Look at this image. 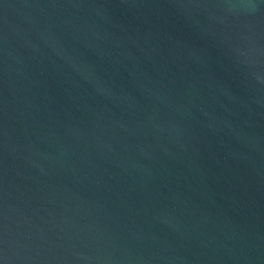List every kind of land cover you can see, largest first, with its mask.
Here are the masks:
<instances>
[{
	"label": "water",
	"instance_id": "1",
	"mask_svg": "<svg viewBox=\"0 0 264 264\" xmlns=\"http://www.w3.org/2000/svg\"><path fill=\"white\" fill-rule=\"evenodd\" d=\"M0 264H264V0H0Z\"/></svg>",
	"mask_w": 264,
	"mask_h": 264
}]
</instances>
